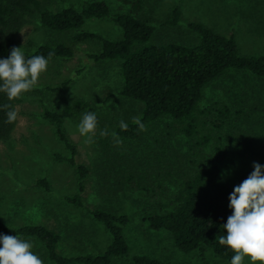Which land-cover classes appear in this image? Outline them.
<instances>
[{"label":"rangeland","instance_id":"1","mask_svg":"<svg viewBox=\"0 0 264 264\" xmlns=\"http://www.w3.org/2000/svg\"><path fill=\"white\" fill-rule=\"evenodd\" d=\"M85 1L50 0L46 8L80 7ZM106 1L113 12H123L132 10L135 0ZM141 2V9L133 13L155 25L153 40L157 43L197 44L199 37L188 22H200L219 34H233L241 54L264 55V0ZM177 5L183 20L176 26L164 25ZM83 30L109 39L122 36L121 27L110 18H91ZM76 32L56 33L41 25L38 14L22 15L16 38L23 52L55 39L73 46L77 55L49 62L35 88L23 93L15 105L17 120L10 135L0 140V217L13 226L44 224L56 229L61 236L58 248L64 254L100 253L111 242L101 222L64 199L78 190L77 172L57 156L69 152L54 124L43 117L48 107L62 112L64 129L77 147L76 158L90 169L84 202L129 215L125 235L132 254L145 253L173 264H228L210 248L183 252L168 231L150 228L149 214L171 209L183 177L199 167L196 140L187 137L182 126L169 117L152 123L140 139L119 136L120 121L136 118L143 104L120 94L119 63L89 58L100 45L96 40H75ZM200 106V128L214 135L207 151L213 152L218 143L229 145V156L219 164L221 174L234 188L253 162L264 165V78L229 69L205 87ZM223 106L230 108L228 117L219 114ZM88 111L96 114L98 122L92 143H85L86 137L77 128ZM102 130L108 135L101 136ZM113 132L122 144H116ZM44 177L50 191L36 185ZM21 239L33 244L31 250L43 264H53L39 240ZM112 264L133 263L116 259ZM243 264L252 262L246 257Z\"/></svg>","mask_w":264,"mask_h":264},{"label":"trees","instance_id":"2","mask_svg":"<svg viewBox=\"0 0 264 264\" xmlns=\"http://www.w3.org/2000/svg\"><path fill=\"white\" fill-rule=\"evenodd\" d=\"M49 1L0 0V59L7 58L12 47L18 46L16 35L22 15L25 14H38L41 25L56 33L76 30L74 39L77 41L96 40L100 48L88 57L119 63L120 94L142 102V110L136 118L141 120L146 130L155 121L169 117L182 126L187 137L196 140L199 149L196 153L199 167L193 174L183 177L174 198L175 205L171 209L149 214L147 220L150 228L168 231L176 247L183 252L210 248L231 264L235 253L228 246L219 244V236L226 235L222 225L232 214L228 205L233 188L221 174L219 164L229 156L230 149L228 144L218 143L213 152L207 151L214 135L212 131L200 128L203 114L200 105L205 87L229 69L248 71L257 78H264V55L241 54L233 34H219L200 22H188L189 28L199 37L197 44L186 45L175 41L157 43L153 40L155 25L133 13V10L141 9V0L133 1L132 10L123 12H113L106 0H87L80 7L67 4L57 9L46 8ZM91 18L112 19L121 27L122 36L109 39L83 30ZM182 20L181 8L177 5L163 24L176 26ZM23 53L25 58L43 55L49 62L71 59L77 55L73 46L55 39H49L33 51ZM49 53H52L50 59ZM18 101L20 98L10 101L5 93L0 92V140L10 135L16 122H6V112L10 109L3 108V105L9 104L16 110ZM230 113L228 106L219 109L221 117H228ZM43 117L54 124L58 138L69 152L68 155L57 156L77 172L78 190L65 195L64 199L75 207L85 209L101 222L111 235V242L100 253L83 251L64 254L58 248L61 236L56 229L44 224L13 226L2 217L0 233L39 240L53 264H112L116 259H128L133 264H173L145 253H131L125 235V228L130 222L128 214H119L84 202L83 193L90 169L76 158L77 147L64 129L62 112L46 107ZM125 123L128 124L127 131H122L119 125L116 128L119 136L131 140L142 137L145 131H139L133 119ZM253 170L252 167L245 169L239 176V184ZM36 185L47 191L51 189L45 177L39 178Z\"/></svg>","mask_w":264,"mask_h":264},{"label":"clouds","instance_id":"3","mask_svg":"<svg viewBox=\"0 0 264 264\" xmlns=\"http://www.w3.org/2000/svg\"><path fill=\"white\" fill-rule=\"evenodd\" d=\"M52 53H49V59ZM49 60L43 55L25 58L21 47L13 46L7 58L0 59V92L5 93L8 100L18 99L25 92L37 85L41 73L47 70ZM7 123L17 120L18 111L5 104ZM97 117L94 112L83 114L77 125L81 136L86 137L85 143H92L97 128ZM133 123L139 131H146L139 118ZM119 127L127 131L128 124L120 121ZM108 135L107 130L100 132ZM112 136L116 144H122L115 132ZM253 171L239 185L234 186L229 194V208L232 214L222 225L226 235L219 236V244L226 245L235 254L231 264H243L248 257L252 264L257 261L264 264V165L253 162ZM33 244L17 235L0 233V264H43L42 259L31 249Z\"/></svg>","mask_w":264,"mask_h":264}]
</instances>
